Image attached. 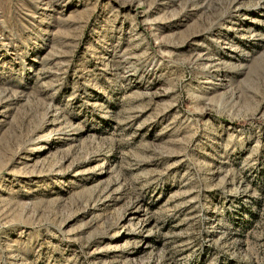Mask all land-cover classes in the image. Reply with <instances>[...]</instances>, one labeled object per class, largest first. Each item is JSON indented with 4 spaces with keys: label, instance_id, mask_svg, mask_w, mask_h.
<instances>
[{
    "label": "rangeland",
    "instance_id": "rangeland-1",
    "mask_svg": "<svg viewBox=\"0 0 264 264\" xmlns=\"http://www.w3.org/2000/svg\"><path fill=\"white\" fill-rule=\"evenodd\" d=\"M0 264H264V0H0Z\"/></svg>",
    "mask_w": 264,
    "mask_h": 264
}]
</instances>
